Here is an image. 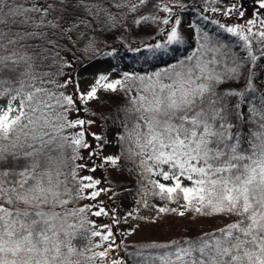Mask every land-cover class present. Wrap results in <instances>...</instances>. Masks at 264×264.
<instances>
[{"label":"snow or ice","instance_id":"obj_1","mask_svg":"<svg viewBox=\"0 0 264 264\" xmlns=\"http://www.w3.org/2000/svg\"><path fill=\"white\" fill-rule=\"evenodd\" d=\"M120 46L150 68L122 66ZM77 52L109 61L87 87L67 71ZM102 92L127 97L119 154L91 131ZM0 99V264H264V0H0ZM126 159L143 179L108 207L119 192L82 172ZM172 215L221 226L125 245L138 226L121 224Z\"/></svg>","mask_w":264,"mask_h":264},{"label":"rangeland","instance_id":"obj_2","mask_svg":"<svg viewBox=\"0 0 264 264\" xmlns=\"http://www.w3.org/2000/svg\"><path fill=\"white\" fill-rule=\"evenodd\" d=\"M250 2V0H249ZM186 3L190 5H199L203 3V0H186ZM155 30V25H148L147 29H144L143 31H138L137 36L135 34L131 35L130 39H137L138 40H150L153 31ZM120 61H122V66H127L126 60L124 58H120ZM111 63L113 64V60H111ZM109 66L108 58H98L96 60H92L85 64L84 66H81L75 70L74 77L79 78L81 82L82 87H87L95 78V76L98 74L99 71H106ZM104 92L101 93V96ZM4 101L0 99V103H3ZM95 119V124L91 125V131L100 132L101 124L98 120V116L93 117ZM112 141V140H108ZM106 148V154H116V149L114 146V142L108 143L105 145ZM87 159V157H85ZM89 163H92V161H88ZM101 164L100 168H96L94 172H89L88 170H83L82 174L92 175L95 178H98L102 181L103 186L105 188L111 187V191L117 192L118 190H121L123 186L117 185V180H114L115 175V167L113 166H103V161L100 160L99 162ZM125 188V187H124ZM102 198V197H101ZM98 198V199H101ZM105 205L108 207H117L118 205L123 204L124 207H128L132 201L129 200H121L120 203L117 202L116 199L109 198L104 201ZM120 213L123 214L124 208L119 209ZM142 215H148L146 212H142ZM92 219H96L97 221H102L104 223L109 222V218L107 216H91ZM224 222H227V218H223ZM190 222V227L185 228V223ZM173 225L172 228L167 227V225ZM129 225L133 227L138 226V231L136 233H133L131 236L123 238L124 243L127 246H131L133 242H142L147 241L149 239H159L163 240L166 238H169L173 235H178L183 231L191 230L194 233H197V229H203L205 231L210 230L212 227H220L221 224L219 222V218L217 219H204V218H198L194 221L191 219V217L186 216L184 218H180L177 216H168L164 220L161 221L160 225H153L144 223L141 221H137L134 218L130 219L127 224H121L119 226V229H127ZM119 235L121 236V231L119 230Z\"/></svg>","mask_w":264,"mask_h":264},{"label":"trees","instance_id":"obj_3","mask_svg":"<svg viewBox=\"0 0 264 264\" xmlns=\"http://www.w3.org/2000/svg\"><path fill=\"white\" fill-rule=\"evenodd\" d=\"M29 2H31V0H29ZM38 2H40V0H38ZM51 2V0H50ZM182 17H183V31L184 33L187 34L191 31L189 25L193 22L199 19V13L196 11L195 7L190 8V9H186L183 13H181ZM68 18H66L67 20ZM205 22H201V25L203 26ZM61 26L62 27H66L67 24L65 22H61ZM12 28V30H15L17 27H25L26 30H30L28 29L26 26L21 25V24H16V25H12L10 26ZM81 27H83L81 25ZM94 27L97 29L98 32H102L103 29L101 28V26L99 24H94ZM148 27V26H147ZM147 27H141L139 29H134L133 33L137 36L138 31H143L144 29H147ZM214 28V26H212L211 24H208L207 30L212 31ZM73 35H75V32L73 33ZM133 35V34H132ZM162 35V34H161ZM222 39L224 37H221ZM138 38L137 39H130V42L133 44V46H135L138 42ZM38 41L36 40H29L28 43H32L35 44ZM39 42H43V41H39ZM109 43H114L116 45H120L122 42L119 39L114 38L112 35H109ZM195 45L193 44V47ZM186 47H180L179 51L181 53L186 51ZM118 53H119V62L120 64H122V61H120V58H124L126 60V64L127 66H131L133 68H136L138 71L140 70H145L150 68L149 64H143V63H137L133 57L134 54L132 52H130L128 50L127 47L124 46H120L118 47ZM62 55H64V53H61ZM71 58V57H70ZM165 59H167V57H164ZM113 60V65H115L117 63L116 59H112ZM92 61L91 59H85L80 52L76 53V59L73 60V68L67 69L68 72H70L73 76L75 73V70L81 66H84L85 64H87L88 62ZM55 68V66H53V69ZM259 74V73H258ZM259 84V81L257 82ZM127 97L124 96L123 92H120L119 94H112V93H108V92H104L103 95L101 96V103L99 104H95L93 105L94 110L96 111L98 116V120L101 124V128H100V133H105V139L106 140H112V133L114 129H117L123 119V112L118 111V105H122L125 101H126ZM101 114H103L106 119H101L100 116ZM85 115H87V113H85ZM89 139H91V137H89ZM114 142V141H113ZM114 146L116 149V154H119V145L116 144L114 142ZM100 168V167H97ZM138 179H143L140 174H139V169L136 167V165L134 164L133 160L131 159H126L124 161H122V166L120 168H116L115 167V175H114V180H117V185L119 186H123V188H121V190H118L117 192H119V197L115 198L117 200L118 203L121 202V200H131L133 201L135 196H134V192H135V185ZM125 187V188H124ZM129 190H132V192L130 193ZM91 218V217H90ZM188 235H196L197 233L192 232L191 230H186ZM116 235H119V229L116 231ZM86 242V239H82L81 243ZM143 251L145 252H150L153 251L152 249H143ZM121 252L123 253V248L121 249ZM137 259H143V257L141 258H137ZM128 264H133V259L131 257L128 258Z\"/></svg>","mask_w":264,"mask_h":264}]
</instances>
